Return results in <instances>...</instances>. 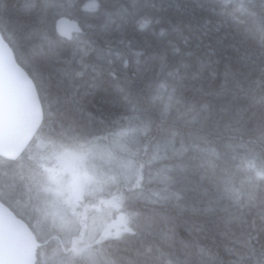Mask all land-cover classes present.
Returning a JSON list of instances; mask_svg holds the SVG:
<instances>
[{
	"label": "trees",
	"instance_id": "1",
	"mask_svg": "<svg viewBox=\"0 0 264 264\" xmlns=\"http://www.w3.org/2000/svg\"><path fill=\"white\" fill-rule=\"evenodd\" d=\"M60 18L82 31L60 37ZM0 32L45 113L17 161L0 157L1 202L32 226L4 177L40 142L115 140L129 151L101 198L129 227L89 246L100 198L83 199L72 239L95 264H264V0H0Z\"/></svg>",
	"mask_w": 264,
	"mask_h": 264
},
{
	"label": "rangeland",
	"instance_id": "2",
	"mask_svg": "<svg viewBox=\"0 0 264 264\" xmlns=\"http://www.w3.org/2000/svg\"><path fill=\"white\" fill-rule=\"evenodd\" d=\"M47 146L37 144L31 151V160L17 164L13 173H7L4 178L12 182L9 185L5 182L3 194L13 197L16 207L32 220L37 234L44 238L56 234L74 249L65 255L59 243L51 248L41 247L40 262L95 264V252L89 248L83 250L72 239L79 229L78 207L86 196L100 198L109 189L115 181L116 170H122L125 163L115 150L128 148L115 140L95 144L82 154L74 150L56 152ZM121 178L126 179L122 174ZM114 209L107 204L92 215L86 238L89 246L107 237H121L128 230V216L117 214Z\"/></svg>",
	"mask_w": 264,
	"mask_h": 264
},
{
	"label": "water",
	"instance_id": "3",
	"mask_svg": "<svg viewBox=\"0 0 264 264\" xmlns=\"http://www.w3.org/2000/svg\"><path fill=\"white\" fill-rule=\"evenodd\" d=\"M79 26L60 18L54 28L69 39L82 31ZM14 53L0 32V157L9 161L24 153L44 121L36 83ZM41 245L31 226L0 200V264H38Z\"/></svg>",
	"mask_w": 264,
	"mask_h": 264
}]
</instances>
